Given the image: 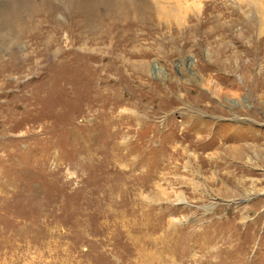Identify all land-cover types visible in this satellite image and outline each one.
Wrapping results in <instances>:
<instances>
[{
  "label": "rangeland",
  "instance_id": "obj_1",
  "mask_svg": "<svg viewBox=\"0 0 264 264\" xmlns=\"http://www.w3.org/2000/svg\"><path fill=\"white\" fill-rule=\"evenodd\" d=\"M148 1L63 66L74 29L45 57L20 40L38 57L0 76V264H264V0Z\"/></svg>",
  "mask_w": 264,
  "mask_h": 264
},
{
  "label": "bare ground",
  "instance_id": "obj_2",
  "mask_svg": "<svg viewBox=\"0 0 264 264\" xmlns=\"http://www.w3.org/2000/svg\"><path fill=\"white\" fill-rule=\"evenodd\" d=\"M129 1L131 2L128 3ZM132 2H136L134 5L138 3L139 7L136 6V8L138 7L139 11L142 9V11L145 12L147 10L146 8L149 7L147 5L149 2L148 0H0V53L4 50L8 55L6 60L0 55V76L8 74V76L11 77L17 65L25 66L26 64L28 65V63H30V65L37 63L34 56L38 57V55H34V52H30L24 57L20 56V40L22 38L39 41V45L44 49L45 57L47 53L51 52L50 45L52 46V38L57 37L61 33L72 34V30L74 29L75 40L69 51L65 52L66 49H61L58 41L56 43V50L59 52L61 51L60 57L62 66L67 63V61L74 62L75 59L70 60L69 56L71 54L75 55L77 51H83L84 49L76 47V45H81L83 41L82 31L83 35L86 33L87 37L91 40L97 32L98 26L104 28L103 26H107L106 23H109V20L127 18ZM152 3L157 4V6L159 5V8H157L159 12L157 13L155 10L156 8H154V11H150L152 14L155 12L158 15L157 17L160 18L166 15L164 17L169 19L173 17L170 16L171 14H168L169 6H172V8H170L171 10H178L183 7V4H187V0H153ZM256 5H258V2ZM58 15H62L65 18L63 19L64 21L58 20ZM156 20L158 19L156 18ZM163 21L165 22V20ZM163 21L161 22L163 23ZM170 21L172 20H169L166 24L169 29L171 27ZM144 23L146 22L144 21ZM108 28L109 24L107 26V29ZM45 29H47L46 32ZM1 32H5V35L2 36ZM104 33L106 34V31H104ZM90 42H92V40ZM75 58H78V55H75ZM17 62L21 63L15 65ZM76 62L77 60L75 63ZM67 71V69H64L63 72L68 73ZM73 71L74 70H72V73ZM77 75L78 74H76V76Z\"/></svg>",
  "mask_w": 264,
  "mask_h": 264
}]
</instances>
